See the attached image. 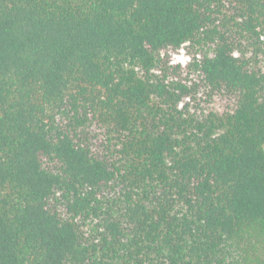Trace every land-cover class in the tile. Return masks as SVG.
<instances>
[{"label":"trees","instance_id":"1","mask_svg":"<svg viewBox=\"0 0 264 264\" xmlns=\"http://www.w3.org/2000/svg\"><path fill=\"white\" fill-rule=\"evenodd\" d=\"M0 264H264V0H0Z\"/></svg>","mask_w":264,"mask_h":264},{"label":"rangeland","instance_id":"2","mask_svg":"<svg viewBox=\"0 0 264 264\" xmlns=\"http://www.w3.org/2000/svg\"><path fill=\"white\" fill-rule=\"evenodd\" d=\"M192 58V55L189 54L188 47H183L179 51L173 53V60L176 63L185 64Z\"/></svg>","mask_w":264,"mask_h":264}]
</instances>
